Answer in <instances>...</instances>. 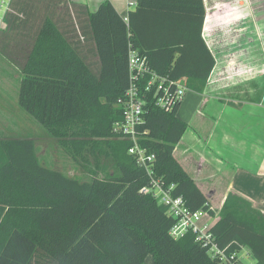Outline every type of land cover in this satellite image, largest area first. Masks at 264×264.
<instances>
[{"label": "trees", "instance_id": "16d2710c", "mask_svg": "<svg viewBox=\"0 0 264 264\" xmlns=\"http://www.w3.org/2000/svg\"><path fill=\"white\" fill-rule=\"evenodd\" d=\"M204 0H136L125 16L110 0L94 11L72 0H9L0 55L18 73L16 99L59 139L90 179L79 181L40 162L31 137L0 138V264H216L208 246L186 231L174 238L166 205L143 193L150 175L114 134L118 99L128 85L129 45L151 68L185 78L201 93L215 65L202 35ZM144 104L139 144L155 155L152 176L172 184L191 211L214 214L206 196L173 156L188 127ZM114 162L98 174L77 159L80 147ZM209 231L226 255L246 248L264 264V214L229 192Z\"/></svg>", "mask_w": 264, "mask_h": 264}, {"label": "crops", "instance_id": "0c3cea01", "mask_svg": "<svg viewBox=\"0 0 264 264\" xmlns=\"http://www.w3.org/2000/svg\"><path fill=\"white\" fill-rule=\"evenodd\" d=\"M72 1L86 4L90 11H94L103 0ZM110 1L123 16L136 3V0ZM7 7L8 3L2 16H0V28L3 27L2 17ZM205 42L210 49L206 40ZM210 51L213 54L211 49ZM0 59L3 64L0 70L5 65L8 70L14 69L1 55ZM214 68L215 65L207 79L208 82H210ZM2 76L5 75L1 74L0 78ZM182 79L185 83V78ZM1 80L0 115H4L3 108H8L10 101H8L9 90L7 91V86L4 85L6 80L5 78H1ZM206 86L200 95L204 97L201 105L206 106L207 110L200 114L196 122H191L192 120L187 122L177 114L178 117L187 122L188 127L194 123L192 126L197 129L200 136L198 142L183 143L181 141L182 135L173 150V156L201 191L208 196L212 210L214 209L212 203L217 202L219 210L226 195L229 192H234L248 200L253 207L264 214V79L257 76L255 80L246 79L244 82H232L228 86L231 87L229 89L233 94L227 96L223 95L222 92L213 91V88L209 89L212 86L208 87L209 92H207ZM216 87L215 89H218ZM187 90L190 89L187 88ZM16 104L18 105L17 99ZM6 105L8 107H5ZM234 131L240 132L236 134ZM16 136L21 135L14 137ZM10 137V135L4 136L0 131V138ZM193 146L197 147L194 148ZM193 158L195 163L191 165L189 162ZM213 211L215 212L213 215L206 212L202 218L209 225L218 218V211L215 209ZM241 252L250 259L249 264L255 263L249 251L242 248L238 252L242 264H244V260ZM143 264H153L151 255L145 257Z\"/></svg>", "mask_w": 264, "mask_h": 264}, {"label": "rangeland", "instance_id": "374dc122", "mask_svg": "<svg viewBox=\"0 0 264 264\" xmlns=\"http://www.w3.org/2000/svg\"><path fill=\"white\" fill-rule=\"evenodd\" d=\"M7 3L8 0H0V16ZM204 5L206 14L203 35L215 58V68L210 82L207 81L206 84L207 92L213 88V91L222 92L227 96L233 94L229 89L231 87L228 86L232 82L255 80L257 76L264 79V0H204ZM2 65L0 62V68ZM0 71V75H5L1 78L6 80L4 85L7 86V91L9 90L8 101H10V106L6 105L5 107L8 108H3L4 115H0V131L4 136L21 135L33 138L43 165L57 169L79 181L89 180L90 174L84 172L80 164L66 154L59 139L51 135L46 128L38 124L16 104L17 71L8 70L6 65ZM1 78L0 81H2ZM209 86L212 87L208 89ZM203 98L200 93L187 90L177 114L187 122L191 120L196 122L200 114L207 110L206 106L201 105ZM192 125L184 132L181 139L183 143L198 142L200 136ZM234 132L238 134L240 131ZM77 159L100 175L104 171L110 173L115 168L111 159L92 152L88 144L79 148ZM193 163H195L194 158L189 164ZM212 205L215 211H218V203L215 202ZM241 256L244 264L250 263V259L243 252ZM216 264H224V262L217 260Z\"/></svg>", "mask_w": 264, "mask_h": 264}, {"label": "built area", "instance_id": "2783aa9c", "mask_svg": "<svg viewBox=\"0 0 264 264\" xmlns=\"http://www.w3.org/2000/svg\"><path fill=\"white\" fill-rule=\"evenodd\" d=\"M127 55L128 85L123 96L118 99V104L122 108V118L114 125V134L131 141L128 152L134 156L137 165L150 175L149 183L142 187L141 191L167 206L170 216L175 220L170 229L171 236L179 238L191 230L196 234V240L208 246L209 252L217 256L218 260L224 264H242L239 257H235V253L226 255L213 241L209 231L210 225L202 219L207 211H191L181 195L173 194L172 184L167 185L162 179L152 176L155 155L148 153L138 142L147 97L152 96L156 107L169 111L181 104L186 93L187 88L183 79L159 74L151 68L146 56L130 45Z\"/></svg>", "mask_w": 264, "mask_h": 264}]
</instances>
